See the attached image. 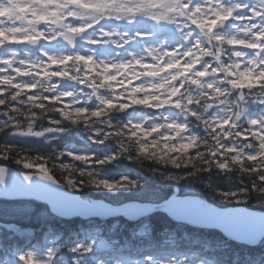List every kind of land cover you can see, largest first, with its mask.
Segmentation results:
<instances>
[{
    "label": "snow or ice",
    "instance_id": "obj_1",
    "mask_svg": "<svg viewBox=\"0 0 264 264\" xmlns=\"http://www.w3.org/2000/svg\"><path fill=\"white\" fill-rule=\"evenodd\" d=\"M0 4V47L9 45H40L43 59H17L16 52L0 57V113L7 119L0 133L12 129L13 134L42 136L50 131H63V121L104 122L112 110H125L133 105L161 109L174 105L187 115L201 120L209 139L184 135L187 123L161 116V122L102 123L107 130L97 128L105 137L123 136L136 142L140 153L163 149L165 152H202L220 170L238 166L253 174V180L264 183V107L255 116L248 115L250 104L264 106V0H7ZM15 18L19 26H7L5 16ZM232 20L244 22L237 34H229L225 26ZM175 26L181 41L169 46L154 45L144 38ZM89 31L98 34L89 39L91 45H115V52L100 58L95 51L81 54L76 45ZM60 40L71 46L67 54L50 53L41 44ZM144 42L138 54L128 51L130 41ZM73 65L76 67L73 68ZM23 77H32L31 82ZM57 79H69L91 89L95 107L78 106L73 91L59 90ZM107 90L109 95L102 94ZM19 105H30L23 109ZM49 109H51L49 111ZM22 115L17 117L15 114ZM59 114L60 119L47 116ZM23 118V119H20ZM48 119L54 127L34 128L40 119ZM26 124V127L23 126ZM12 145H0V159L11 158ZM254 149V151H246ZM75 161L92 163L87 153L68 152ZM107 155L96 164L115 159ZM199 158V157H198ZM24 169L34 170L44 182L33 181V172L23 173L24 184L14 181V193H27L49 201L59 210L62 201L72 210L86 209V202L70 195L50 170L47 157L27 154ZM175 163V161H173ZM67 167V164L60 163ZM82 183V181H81ZM91 183L108 189L134 186L137 181L128 177L110 181L95 176ZM0 184L7 186V168L0 164ZM70 186L79 189L74 180ZM254 186V185H253ZM167 200L163 207L172 215L175 202ZM199 201V200H197ZM202 206H206L199 201ZM181 219V218H180ZM193 220V219H191ZM204 222V221H201ZM92 244L77 243L71 251L88 253ZM54 250L46 258L34 252L18 256L22 264H52Z\"/></svg>",
    "mask_w": 264,
    "mask_h": 264
},
{
    "label": "trees",
    "instance_id": "obj_2",
    "mask_svg": "<svg viewBox=\"0 0 264 264\" xmlns=\"http://www.w3.org/2000/svg\"><path fill=\"white\" fill-rule=\"evenodd\" d=\"M107 92V90H101ZM13 104L27 109L30 105H19L18 101H13ZM97 106V105H96ZM151 107L146 106V110L142 109L141 105H136L135 108H128L125 110H112L106 114L103 119L111 121L112 125L115 126L117 122L127 123L129 116L131 114H152L150 110ZM1 115H3L1 113ZM47 116H50L54 119H60L59 114L57 113H48ZM4 119V118H2ZM23 119V118H20ZM183 123H187L188 130H191L194 135L201 136L205 139H209V142H212L208 137V132L204 128V125L201 120H197L195 117L187 116L183 118ZM36 127H44L50 125L48 119H40L35 123ZM65 128L66 133L72 134L75 130L82 129L85 135H92L93 138L90 143L84 144L87 154L92 155L93 162L85 163L82 161H75L79 166L95 169V175L100 178L108 179L110 181L120 180L123 177H128L130 179L138 181L134 186H124L108 189L101 186H93L85 189H77L76 191L83 197L93 199H102L112 205H117L120 203H125L128 201H139V202H153L152 197L156 200H161L170 196L175 190H180L183 183L180 182H171V183H161L157 177L153 176L146 168L140 167L136 162L129 160L125 156L116 155L119 145L116 143V138L114 137H105L102 133L97 134V128H103L107 130V126L102 123H93V122H79L71 123L68 121H63L60 125ZM5 133H0V145H12L15 148L27 155H43L47 158L56 160L57 163H71L74 160L71 156L68 155V151L63 149V145L57 141H52L50 147H34L30 144H19L13 141H4L3 137ZM61 137V136H60ZM59 137V138H60ZM76 142H79L75 138ZM73 140H68L71 142ZM82 143V142H79ZM254 151V149H250ZM107 155H115L116 158L107 161L104 164H96L95 160H102ZM1 164H8L14 168H21L20 164L12 161L11 158L7 160L0 159ZM151 164V162H146ZM50 167V165H48ZM212 172L213 179H221L224 176L229 177L234 182H237V172L239 168H231L228 170L213 169ZM216 173H220L219 176H216ZM247 179V177H242ZM199 191V194L207 199V192L202 188L196 187ZM208 200V199H207ZM210 201V200H209ZM0 203L14 204L13 201L0 199ZM37 205L36 210L28 211L27 216L19 217V215L14 211V208H10L13 213L9 210H5L7 215L0 214V220L2 221H13L21 227H31L33 229V237L29 235L16 236L12 232H7L3 227L0 226V258L5 256V252H2V249L9 251L15 250L14 248H19L23 243H28L35 237V244L40 246V243L44 240V233H53L60 234L62 238L72 240V238H82L90 234L92 230L96 229V235L101 239H105L107 242L113 240L116 241L115 244H119L123 241H128L134 247L138 240L135 237L133 232L136 229V222H128L123 219H119L116 225L111 227V219L101 223L94 218L91 219H81V218H72L69 220L59 221L58 218H53L45 220L40 217V214H37V211H40L41 207L45 208V205L39 202H35ZM9 205H7L9 207ZM244 206L253 207L250 203H245ZM4 205H0V211L4 209ZM10 218V219H9ZM90 224V226H89ZM173 223L167 216L162 212H154L145 220V228L148 230L150 236V242L156 243L164 233L171 231ZM200 237L210 244L211 253L215 256V264L219 261L220 264H233V261L236 260L237 264H242V261L245 257L256 258L255 263H258L261 259H264V238L261 239L259 244L255 246H246L243 244H229L228 245H219L218 233L211 230L203 231H193L184 227L181 230H176L172 234V238L176 241H183L189 244L191 247L198 246L200 244Z\"/></svg>",
    "mask_w": 264,
    "mask_h": 264
},
{
    "label": "clouds",
    "instance_id": "obj_3",
    "mask_svg": "<svg viewBox=\"0 0 264 264\" xmlns=\"http://www.w3.org/2000/svg\"><path fill=\"white\" fill-rule=\"evenodd\" d=\"M0 4L3 7H8L7 0H0ZM16 5L11 6L12 14H15ZM76 66L73 65V68ZM51 109H49L50 111ZM17 117L21 116L20 112L15 114ZM108 120L105 119L106 123ZM4 121H0V127L4 126ZM97 123V122H93ZM117 122V126H119ZM116 143L119 145L116 155L125 156L129 160L136 162L140 167L146 168L153 176L157 177L161 183L180 182L188 187H199L207 192V199L218 203H226L229 207H243L245 203H250L254 208L264 213V183H260L258 180H253V174L247 171L237 172V182L225 181L223 186L212 178V172L210 170L218 169L214 164L210 163V158L203 155L202 152L193 151L182 152L177 150L176 152H165L163 149L157 151H150L148 153H140L136 142L125 139L123 136L114 137ZM11 160L17 163V160L23 159L24 153L17 149H12ZM30 159L35 162V155H28ZM199 157V158H198ZM175 161V163H173ZM146 162H151L147 164ZM47 163L50 165V170L53 175L59 181V184L64 188L71 191H75L74 186L68 184V180H74L79 185L80 189L93 187L91 180L97 176L95 175V169H89L79 166L75 163V160L67 164V167L61 166L56 160L47 158ZM22 165V163H18ZM232 168H237L233 165ZM219 176L220 173H216ZM247 177L243 179L242 177ZM82 181V183H81ZM138 183V181H137ZM136 183V184H137ZM254 185V186H253ZM261 238H264V234L257 237L252 244H259ZM256 258L245 257L242 264H255ZM176 264H186L181 260ZM217 264H220L218 261ZM233 264H237L234 260ZM264 264V260L261 261Z\"/></svg>",
    "mask_w": 264,
    "mask_h": 264
},
{
    "label": "rangeland",
    "instance_id": "obj_4",
    "mask_svg": "<svg viewBox=\"0 0 264 264\" xmlns=\"http://www.w3.org/2000/svg\"><path fill=\"white\" fill-rule=\"evenodd\" d=\"M7 20H8V23L10 24V26H19L20 25V21L18 19H15V15L8 16ZM243 23L244 22H241V21H235L233 24L232 34H237V29L239 27H242ZM146 30L149 32V35L146 36L144 39L148 43H152L154 45L163 44L165 41L168 43L169 46L174 45V44L178 45L180 43H187V42L181 41L179 33L176 31L174 25L169 26L165 30L161 31V32H168V33L164 34L162 36H159V37L154 36L153 33L151 32L150 28H147ZM97 35L98 34H93V33H91V31H89V34L84 39V41H82V43L80 44V47H78L77 50H79L81 52V54H92V52L95 51L96 55L99 56L100 58H107L108 56L113 55L114 54L113 50H115V52H119V53L123 54L121 49L115 48V45L105 47V45L97 46V45L89 44L88 40L97 38ZM129 43H130L131 47L126 46L127 50L128 51H135L138 54L141 53V49L145 46L144 42H137L135 40L130 41ZM44 46L47 48V50L50 53H54L57 55L67 54L66 48L55 47L54 45H49V44L44 45ZM96 50H99V51H96ZM12 52H16L17 59L39 60V59L44 58V57L32 56L29 53V50L24 45H22L21 49H18V50L13 49L12 47L6 48L0 57L9 56L12 54ZM23 79L28 81L25 77H23ZM56 82L58 83L59 90L73 91L76 93L75 99H77L79 101L78 106H85V104L87 105L86 102L88 100V95L84 91L79 90V87L75 81H72L69 79H57ZM104 95H109V93L108 94L105 93ZM251 105H255V104H250L249 106H251ZM256 114L257 113L254 112L253 115H250V116H255ZM161 116L168 117L170 120H176V114L172 109H170L168 107L167 108H161V109H159V111L156 112V115L145 124V126H150L153 123L161 122ZM130 121L133 123H138V122L143 123L141 117L133 118ZM48 140H50V139H47V141ZM21 166H22L21 167L22 170H24V171L35 172L34 170L24 169L23 165H21ZM217 181L222 186H223L225 181L234 182L232 179H230L229 177H225V176L221 179H218ZM181 189H182L181 194H197V195L199 194L198 193L199 191L196 187L190 188L187 185L182 184ZM9 204L10 203H7V204L6 203L5 204L0 203V205L5 206L3 211L2 210L0 211V214L7 215V212L5 210H9L10 208H14L18 214L27 216L28 211H30L31 209L32 210L37 209V205H34L32 201H27V200L17 201L11 205H9ZM7 205H9V207ZM9 211L11 213L14 212L11 209ZM48 213H49L48 209H44L42 207H41L40 211H37V214H40L41 218L48 217ZM138 231H141V230H138ZM18 232H20V234L21 233H30V230L28 228H24V229H20ZM89 239H90L89 242H84V243H87L86 245L92 244L93 249H96V251L97 250L99 251V254H97L98 255V258H97L98 264H176V262L181 261V260L185 261L186 264H204L203 260L206 258V255L203 253H200V255H197L195 258H192L191 257L192 252H185V250H187L185 247H181V249H177V251H174V252L172 250L169 251L168 248H170L171 246H169L166 243L167 241H164L163 245H161L159 248L151 249V250L146 249L143 252L144 255L143 254H141V255L137 254L135 256H129L128 258L121 259L120 255L114 254L110 258H108L104 255V252L106 250H108L107 246L99 240H95L93 238L91 239V237H89ZM225 243L226 242L224 240L220 241V244H225ZM30 246H31V243H29L24 248H22L23 254L27 253V252H34L41 258H46L47 250L49 248H52L54 250L52 264H77V262L80 259H83L86 255L85 253H81L80 251H77V252L71 251V248H73L75 245L70 246L69 255L68 254L64 255L63 253H61L60 249H59V245H47L46 244V245H44L42 251H38V249L36 247H34V246L30 247ZM122 248H125V245H123ZM141 250H144V249L141 248ZM144 258H149V260L145 262ZM5 264H22V262H18V260L14 259V260H9Z\"/></svg>",
    "mask_w": 264,
    "mask_h": 264
},
{
    "label": "water",
    "instance_id": "obj_5",
    "mask_svg": "<svg viewBox=\"0 0 264 264\" xmlns=\"http://www.w3.org/2000/svg\"><path fill=\"white\" fill-rule=\"evenodd\" d=\"M7 168V167H6ZM14 181H18L24 184L30 182L23 180V175L16 171L7 168V186L0 184V197L3 198H34L39 201L46 202L49 209L63 217H69L74 214H81L87 216L88 214H100V215H116L118 213L123 214L127 218L136 219L151 211V209L158 208L164 211L168 216L176 221L185 222L191 226L196 227H215L220 229L229 238L237 241H245L251 243L255 241L257 237L261 236L264 232V213L259 210H249L246 208H228L219 209L215 206L202 201L206 206H202L201 201L196 196L187 197H175L172 196L167 200L175 199H189L188 201L175 202L172 204V211L179 217L170 214L162 205H150L147 203H126L120 206L111 208L108 204L102 203L100 200H96L93 203H87L82 201L76 193L70 192V195L78 198L79 201L86 202L87 208L80 210H72L67 208L62 201L57 202L59 210L53 208V205L44 199H40L31 196L27 193H14L11 191ZM41 181L42 178L33 174V181ZM67 191V190H65ZM199 200V201H197ZM181 218V219H180ZM193 219V220H191ZM204 221V222H201Z\"/></svg>",
    "mask_w": 264,
    "mask_h": 264
}]
</instances>
